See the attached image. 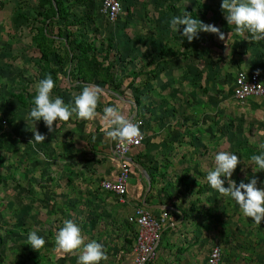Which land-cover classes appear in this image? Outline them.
I'll return each instance as SVG.
<instances>
[{
    "label": "rangeland",
    "instance_id": "obj_1",
    "mask_svg": "<svg viewBox=\"0 0 264 264\" xmlns=\"http://www.w3.org/2000/svg\"><path fill=\"white\" fill-rule=\"evenodd\" d=\"M8 1L9 10L6 7ZM123 2V9L112 23L106 21L100 11L101 0H60L62 12L58 14L61 19L58 18L57 21L53 20L55 11L49 0H7L6 4H1L0 9L4 8L0 12V26L3 28L1 35L5 40L12 41L10 48L2 47L0 50L3 57L0 63V69L3 71H0L1 264L8 252L6 237L10 235L7 230H12L7 229L10 226L17 229V233L26 231L27 236L29 232L36 231L45 239L46 244L39 251L30 245L25 248L27 253L38 260L46 262L47 258L54 257L55 253V256L63 260L61 264H77L80 250L65 254L58 251L55 244L56 233L68 219L80 226L82 235L86 238L85 243L96 240L105 246L108 259L101 261L100 264L130 262L128 259L133 252L135 228L127 222L130 208L125 203L126 198L120 201L113 194L104 191L101 188V176L98 171H92L96 179L82 182L74 180L79 174V171L74 170L76 161H72L79 155L73 149L77 139L65 137L62 141V136L76 118L75 114L67 122L55 121L53 124L55 130L51 133L42 119L34 121L29 118L36 95V89L29 90L30 82L24 73L30 42L29 27L35 29L34 24L46 22L48 32L55 34L57 27V34L62 36V40L56 43L57 53L56 55L53 53L54 59H51L54 63L57 57L58 67L63 73L62 82L58 80V87L52 91L53 97L59 96L66 104L74 105L78 85L91 83L107 88L108 92L101 96L106 98V102L107 98L114 101V96L117 95L121 98L131 97L136 105L142 92L149 96L164 97V93L161 94L158 89L157 80L160 74L167 71L170 64H179L188 58L191 65L196 68L193 76L198 77L200 44L207 42L212 44L214 41L211 40L217 36L200 32L198 38L189 42L182 36L184 26L181 25L179 30L174 32L169 26L170 19L173 16H183L187 12L204 23L219 27L222 31L223 25L220 22L225 19V14L220 7L222 0H123ZM10 16L16 18L12 25L8 23ZM38 38L44 40L42 32H39ZM67 41H74L75 45L73 44L70 49L68 45L66 46ZM40 49L54 51L55 44L43 43ZM209 68L214 70L212 64ZM141 83L143 91L139 87ZM200 91L197 80L193 78L191 93L193 100ZM203 92L207 93L208 90L205 89ZM259 99L249 97L246 102L238 103L240 129L247 131L264 128V113L254 112L250 108L252 103H257ZM160 105L159 107L163 108V104ZM22 108L25 111H22ZM209 108L211 109L209 112L216 109L213 105ZM20 128L29 131L27 138L21 134L14 137L17 133L11 131ZM31 128H36L46 135L45 141L36 144L35 147L28 143L33 138ZM244 139L254 141L259 147L264 145V138L242 136L239 138L240 145ZM21 141L30 145V152H24V147L17 144ZM65 146V152L57 151ZM80 158L87 168L86 158ZM246 160L247 155L241 156V161H245L243 164L247 163ZM25 174L29 178L25 177ZM109 177L111 176L106 178ZM17 241L26 243L27 237ZM16 250L22 252V249ZM170 254L171 250L159 251L155 261L159 258L165 259L166 264ZM203 255L204 253H197L198 257Z\"/></svg>",
    "mask_w": 264,
    "mask_h": 264
},
{
    "label": "crops",
    "instance_id": "obj_2",
    "mask_svg": "<svg viewBox=\"0 0 264 264\" xmlns=\"http://www.w3.org/2000/svg\"><path fill=\"white\" fill-rule=\"evenodd\" d=\"M49 1L55 8L54 1ZM6 2L7 0L3 4ZM8 3L6 7L9 10L10 2ZM3 10L4 8L0 9V12ZM11 16L8 18L10 25L16 21V18ZM58 18L55 11L53 20L57 21ZM40 23L34 24L35 29L29 27L30 42L24 73L30 82V91H34L39 81L48 73H51L55 81V88L58 87V80L60 83L63 80L57 57L54 63L51 60L54 59L53 53H57L56 43L62 40V36L57 34V27L56 33L51 34L47 30L46 22L37 27ZM220 23L223 25L225 39L220 40L215 36L211 40L214 41L212 44H200L198 77L193 76L196 68L188 58L182 63L170 64L167 71L160 74L157 80L158 89L161 94L164 93V97L149 96L142 92L136 105L131 97L121 98L115 95L114 101L107 98V102L106 98L101 97L97 118L92 121L75 118L62 136V141L65 137L77 139L73 149L79 155L72 161H76L74 170L79 171V174L74 180L82 182L96 179L92 171L99 172L100 181L111 179L120 171V160L111 154L113 141L103 131L106 123L103 119V109L119 106L122 114H127L126 116L136 113L143 117L144 142L126 157L130 178L125 203L130 208L128 214L140 202L146 203L155 211L161 208L170 211V220L162 229L159 248V251L171 250L166 264H204L205 256L213 245L222 249L220 264H264V222L256 225L251 218L243 215L234 200L221 196L210 187L206 179L208 171L215 167L216 153L225 151L238 155L240 161L241 156L247 155V163L243 164L245 161H241L233 173L232 179L237 184L241 180L247 183L255 176L258 178L257 186L264 187V171L262 174L254 173L255 165L250 159L252 155H257V152H264V148L257 146L250 139H244L242 145L239 142L241 136L264 138V128L247 131L240 129L238 103L232 95L233 78L238 69L257 72L264 78V41H250L249 33L238 35L235 26L228 25L226 19H222ZM1 26L0 50L2 47L8 49L12 46V41L2 37ZM39 32H42L44 40L38 38ZM51 42L55 44L54 51H41L43 43ZM2 59L0 54V63ZM210 64L214 66V70L209 68ZM0 71L3 72L1 69ZM193 78L197 80V86L201 90L194 100L191 96ZM139 87L143 91V83ZM82 88V85H78L76 93L79 94ZM100 88L104 89V94L108 92L107 88ZM205 89L208 90L207 93L203 92ZM55 91L57 95L58 89ZM247 103L249 105L250 101ZM160 104H163V108L159 107ZM210 105L216 107L214 112H209ZM250 108L254 112L264 113V98L252 103ZM22 111L25 109L22 108ZM24 113L25 116L26 112ZM11 132L17 133L14 134L15 138L20 134L24 137L30 134L25 128ZM17 144L24 147V152H30V145L25 141ZM65 150L66 146L57 149L59 152ZM80 157L86 158L87 168ZM24 163L26 170V162ZM27 171L30 172V169ZM107 176L111 177L106 178ZM25 177L29 178L28 175ZM227 186L225 181V187ZM7 229L12 230H7L10 234L6 237L8 252L2 264L63 262L55 253L54 257L47 258L46 262L31 256L25 250L28 244L17 241L26 239L27 232L23 230L20 231L22 233H17V229L11 226ZM16 249H22V252ZM197 253L204 255L198 257ZM130 257L132 258V254ZM131 258L128 261H131ZM164 261L165 259L159 258L149 264H165Z\"/></svg>",
    "mask_w": 264,
    "mask_h": 264
},
{
    "label": "clouds",
    "instance_id": "obj_3",
    "mask_svg": "<svg viewBox=\"0 0 264 264\" xmlns=\"http://www.w3.org/2000/svg\"><path fill=\"white\" fill-rule=\"evenodd\" d=\"M220 7L225 14L227 24L234 25L238 35L244 36L245 33H249L250 41H264V0H222ZM181 25L184 26L182 36L189 42L198 38L200 32L216 34L220 40L225 39V34L219 27L204 23L187 12L183 16H173L169 21V26L174 32L178 31ZM55 86L51 73L46 74L45 78L39 81L33 98L34 107L29 113V118L34 121L42 119L49 133L55 130L53 128L55 121L67 122L74 114L77 119L86 121L97 118V109L104 89L98 85L85 84L81 92L74 96V105H70L66 104L61 97L52 96ZM103 113V119L106 122L103 131L119 147L123 148L133 143L139 144L143 139L140 127L143 122L122 114L119 106L105 107ZM31 131L33 138L28 143H32L33 147L45 141V134L36 128H31ZM261 148H264V145H261ZM251 160L255 165L254 173L264 171V152L252 155ZM240 163L238 155L220 151L216 153L215 167L208 171L206 179L212 189L223 197H230L239 205L243 215L251 218L256 225H260L264 222V187L257 186L258 178L255 176L251 177L247 183L241 180L237 184L232 177ZM225 181H227V187H225ZM85 240L82 229L71 219L63 222V227L55 236L58 251L72 254L80 250L77 264H100L101 261H107V251L102 243L96 240L85 243ZM26 243L39 251L45 246L46 241L36 231H31ZM213 255L215 256L216 253L214 252Z\"/></svg>",
    "mask_w": 264,
    "mask_h": 264
},
{
    "label": "built area",
    "instance_id": "obj_4",
    "mask_svg": "<svg viewBox=\"0 0 264 264\" xmlns=\"http://www.w3.org/2000/svg\"><path fill=\"white\" fill-rule=\"evenodd\" d=\"M4 1L0 0V7ZM123 7V0H101L100 11L105 20L112 23L116 21ZM232 95L237 103H244L249 97L264 98V78L257 72L238 69L233 78ZM129 117L143 122L140 125L143 139L139 144L133 143L123 148L113 141L111 154L120 160V171L114 178L104 179L100 182L104 191L113 194L120 201L127 196L130 178V167L126 157L134 148L139 147L145 139L143 117L136 113L129 115ZM169 220L170 211L168 209L161 208L159 211H155L144 202L138 203L133 208L127 216L128 224L135 228L130 264H149L156 258L161 244L162 229ZM214 252L216 253L215 256L213 255ZM221 257V247L213 245L206 255L204 264H220Z\"/></svg>",
    "mask_w": 264,
    "mask_h": 264
},
{
    "label": "trees",
    "instance_id": "obj_5",
    "mask_svg": "<svg viewBox=\"0 0 264 264\" xmlns=\"http://www.w3.org/2000/svg\"><path fill=\"white\" fill-rule=\"evenodd\" d=\"M54 1V3H55V8H54V11H56L58 14L60 13V12H62V9H61V6H60V0H53ZM61 14V13H60ZM75 45V42L73 41V42H71V41H67V45H68V47L71 49L72 47V45Z\"/></svg>",
    "mask_w": 264,
    "mask_h": 264
},
{
    "label": "bare ground",
    "instance_id": "obj_6",
    "mask_svg": "<svg viewBox=\"0 0 264 264\" xmlns=\"http://www.w3.org/2000/svg\"><path fill=\"white\" fill-rule=\"evenodd\" d=\"M139 147H140V146H139ZM139 147H138V148H139ZM132 152H133V151H132ZM132 152H131V154H132ZM131 170H132V168H131ZM127 193H128V192H127Z\"/></svg>",
    "mask_w": 264,
    "mask_h": 264
}]
</instances>
